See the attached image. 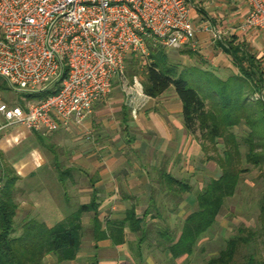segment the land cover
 I'll return each instance as SVG.
<instances>
[{"label":"crops","instance_id":"crops-1","mask_svg":"<svg viewBox=\"0 0 264 264\" xmlns=\"http://www.w3.org/2000/svg\"><path fill=\"white\" fill-rule=\"evenodd\" d=\"M187 2L189 16L195 27L196 35L193 49L189 46L180 49L207 53V59H209L207 67L216 72H229L231 75L233 74V77H245L249 73V77L246 78L249 85L254 88L251 95L264 100V37L255 31L242 28L248 12L247 3L244 0H187ZM228 44H231L236 50L235 53L241 59V65L231 57ZM243 56H246L248 61H245ZM210 72L213 71L210 70ZM258 83L259 88L257 89ZM123 93L124 95L121 96L125 98V102L120 101L122 104L119 107H110L120 98L111 91L107 98L94 103L91 112L92 121L88 118L82 127L89 130L97 127L98 136L94 143H89L86 146L75 144L78 139L74 138V133L82 132V128L76 125L66 131L60 130L48 135L28 131L22 126H11L2 132L0 135V177L2 178L7 169H10L12 175L18 179L15 194L18 206L17 215L20 214V211L26 212L21 221L34 219L51 228L74 213L80 205L88 204L93 194H96V202L99 205L97 220L102 223L103 227L106 220H120L123 218L124 212L132 208L139 216L144 210H147L146 206L141 210L136 204L138 198L148 195L150 202V195L155 190L153 183L148 180L152 178L153 173H156L158 178L162 174L170 175L174 164L173 156L177 145L176 137L173 134L180 128L185 139L188 133L184 127L178 98H174L178 108L173 112L166 106V102H160L161 106H159L158 100L162 95L155 99L144 95L146 103L156 101L158 104L152 113L144 112L143 108H139L138 102H142L141 98H135L134 103L129 104L128 93ZM133 109H135V113L132 111ZM177 118H179V122ZM146 119H149L148 123H146ZM0 121H2L1 118ZM116 127L117 129L123 127L124 133L130 130L137 134L142 129L153 131L158 140V153H162V149L166 150L161 154L166 156L162 165L166 171L163 170V167H158L155 164L158 162L155 159L150 161L149 173L146 172V165L142 159L131 157L129 160L126 158L119 160V158H115L112 147L114 146L113 142L119 137L117 134L119 130ZM105 132H112L110 135L114 136L110 141L113 142H100V138L110 137L104 134ZM66 142L69 143L66 144ZM138 143L140 145L136 147L135 145ZM162 145L163 148L160 149ZM117 146L129 149L131 152L139 149L142 146V141L140 138L137 140L133 138L126 143L122 141ZM120 148L118 147L117 153ZM103 154H105L104 157L98 159ZM118 163H122L119 172L115 171ZM142 163L143 165H140ZM59 167L69 171L64 178L68 180L69 186L77 198L74 197L73 200L67 198L65 190L59 182L57 173ZM81 176L86 182L77 181V178ZM81 196H86L89 200L79 201L78 197ZM126 206H128L127 209H125ZM116 209L123 212L122 218L118 219V216L114 217V212L111 213ZM84 219L87 222L84 223ZM81 223L82 226L86 224L90 227L94 241L95 252L93 253H98L102 245L111 246L107 240L96 241L93 233L95 220L92 213L84 214ZM126 230H124L125 240ZM91 255L94 256V254ZM121 256L122 254H120ZM97 264H126V262L101 260Z\"/></svg>","mask_w":264,"mask_h":264},{"label":"built area","instance_id":"built-area-1","mask_svg":"<svg viewBox=\"0 0 264 264\" xmlns=\"http://www.w3.org/2000/svg\"><path fill=\"white\" fill-rule=\"evenodd\" d=\"M242 28L264 37V0H244ZM186 0H0V79L22 95L54 93L22 106L0 104V135L11 126L51 134L82 125L95 102L125 77L148 44L194 48ZM129 104L144 97L135 80ZM135 113V109L132 110Z\"/></svg>","mask_w":264,"mask_h":264},{"label":"trees","instance_id":"trees-1","mask_svg":"<svg viewBox=\"0 0 264 264\" xmlns=\"http://www.w3.org/2000/svg\"><path fill=\"white\" fill-rule=\"evenodd\" d=\"M148 48L150 53L141 85L144 95L155 99L173 87L181 104V115L187 133L192 137L198 134L203 143L207 142L214 148L217 141L221 140L224 147L222 155L213 159L220 171L219 177L211 179L198 192L195 197V209L183 212L178 235L174 236L165 231L158 234L163 241L160 244L163 253L175 262L189 257L202 235L214 225L225 200L233 196L240 175L246 171L242 168L243 163L258 169L264 166V100H249L247 93L243 91L249 83L246 78L249 73L245 77L221 80L212 72L194 69L193 73L199 77L200 89L207 88L208 91L205 96H201L184 78V71L178 72L168 64L162 48L152 47L150 44ZM228 48L233 60L241 65L236 50L231 44H228ZM140 58L131 54L125 61V70L129 69L131 79L136 76L135 69ZM242 58L248 61L246 56ZM53 93L50 89L23 97L25 102H37ZM252 103H260V106L252 107ZM236 127L243 128V133H235ZM243 144L247 147L244 154L241 152ZM201 151H206L202 144ZM68 172L58 168L61 185ZM158 179L163 180L168 187L167 191L178 199H181L184 193L192 191L183 181L170 175L162 174ZM16 182L17 179L12 176L10 169L0 179V264H43V260L49 255H54L59 263L73 261L81 247V218L86 213H92L94 216L93 233L96 241L107 240L112 246L119 247L126 244L125 229L132 235H139L138 256L140 243L150 234L147 228L149 208L140 216L133 208L127 210L122 219L106 220L103 227L97 220L99 205L96 202V194H93L88 204L80 205L74 213L51 228L34 219L16 224ZM152 192L151 210L159 216L157 207L153 204L155 192ZM152 216L150 217L154 219L155 216ZM259 224L264 229V202L260 204ZM257 236L256 231L238 228L236 235L226 242L224 248L204 264H264V261L252 252L241 254L243 248L247 250L255 243Z\"/></svg>","mask_w":264,"mask_h":264},{"label":"rangeland","instance_id":"rangeland-1","mask_svg":"<svg viewBox=\"0 0 264 264\" xmlns=\"http://www.w3.org/2000/svg\"><path fill=\"white\" fill-rule=\"evenodd\" d=\"M162 50L166 56V61L168 62V64L177 69L178 72L184 71V78L190 83V86L193 89L199 91V94L201 96H205L208 91L207 88L200 89L201 87L198 84L199 77L195 73H193L194 69H204V71L209 72L211 70L213 71L212 73L219 77L221 80H228L229 78L233 77V74L231 75V73L229 72L221 73L209 69L207 67L209 63V59H207V53L202 54L195 51L192 52L191 50L187 51L186 49L176 50L162 48ZM146 64L147 60L140 58L139 64L135 69L136 76H133V79H131L129 76L128 68H126L125 70V77L123 79H118L117 76L114 77L113 85L110 91L120 98L118 99V102L112 104V106L110 107L116 108V106H121L122 101L125 102V98H123L121 95H124L123 92L129 91V88L133 86L135 80L140 85L143 84V73ZM253 90L254 88L251 87L249 83H247V86L244 87L243 91L247 93L249 100L260 99L257 96L251 95V92H253ZM105 98H107V96ZM174 98H177V96L173 87H170L162 94L161 98L158 100V103L166 102V106L174 112L178 108L177 102L174 101ZM23 99L24 97L22 94L10 89L4 83V81L0 79V104H6L8 106H22L25 104V101ZM141 99L142 102H138L139 108H143L142 110H144V112L154 113L156 106H158L157 102L154 101L153 103H146V99L144 97H141ZM159 106H161V103L159 104ZM251 106L259 107L260 103H252ZM144 116L143 118L146 117ZM88 118L90 121H92L91 113L83 121L82 125L79 126L80 128H82V132L74 133V138L78 139V142L75 144L86 146L89 143H94V140H96V137L98 136L97 127H94L92 130L82 127L88 120ZM177 120L179 122V118H177ZM148 122L149 119H146V123ZM146 125L145 127H148ZM122 128L123 127L117 129L116 127V129L119 130V132H117L119 137L118 140L116 139L114 142L110 141L114 136L110 135L112 132L104 133L110 136L109 138L102 137L99 139L101 143L109 141L113 142L114 146L112 147V152L114 153L115 158L117 157L119 158V160H122L124 158L129 160V158L131 159V157L142 159L144 165H146V172L149 173V170L151 168L150 161L151 159H155L158 161L155 164L158 165V167H163V170L166 171V168L162 166L166 156L161 155L165 153L166 150L164 151V149H162V145L160 149H162L163 152L158 153V140L156 139L157 137L155 136V133L153 131H150V129H142V131L138 132L137 134L136 132H131L130 130L124 133ZM243 130L244 129L241 127H236L234 129V132L241 134L243 133ZM173 135H175L176 137L177 146L176 151L174 152V156L172 154L174 158V164L170 170V175L179 181H183L187 186L192 188V191L184 193L182 195V198L178 199L177 197L172 196V193L167 191L168 187L166 183H164L163 180L158 179L159 176L156 173L152 174V178L148 181H151V183H153L154 185L155 193L153 194V204L157 207L159 216H157L156 213L151 210L152 207L150 206V202L148 201V195L146 197L140 196L138 198L136 204H138L141 210L145 208V206L147 209H150V214L147 221V228L150 234L145 241L140 243L141 245L139 256L137 255L139 235H132L128 233V229L126 230L127 236L126 244L124 246L114 247L110 243L111 246L102 245L103 247H100L98 253H93L95 251L94 241L92 240L91 236L92 232L90 231V227L84 224L82 226L81 233V247L76 259L69 262L59 263L54 255H49L43 260V264H97V262L101 260L113 262H118V260H121L125 261L126 264H204L206 260L216 256L217 253L224 248L226 242L236 235L237 229L240 227L256 231L258 235L255 243L247 250L243 248L241 254L244 255L246 252H252L258 259L264 261V229H262L259 224L260 204L261 202H264V166H262L261 169H258L246 163H243L242 165V168H244L246 171H244L240 175L233 196L225 200L223 209L220 215H218L216 222L205 234L202 235V237L194 247L192 254L187 258L183 257L174 262L173 260L167 258V256L163 253L164 250L160 246L163 241L158 236V234L165 231L174 234V236L176 234L178 235L182 224L183 212L187 209H195V197L198 192L202 188H204L211 179H217L219 177L220 171L217 169L218 167L213 159L217 156L222 155V151L224 149L221 140L217 141V144L214 148L212 147L213 145L207 142L203 143L200 140L198 134H196L195 137L187 134V137L184 139L183 132L180 128L176 130L175 134ZM133 138H135L136 140L137 138L141 139L142 146L139 149L130 152L129 149L127 150L124 148H120V146H117V144H120L122 141L126 143L128 140H131ZM68 143L69 142H66V144ZM201 144L205 146V152L201 151ZM138 145H140V143L136 144L135 146L137 147ZM118 147L120 148L119 153H117ZM246 150L247 147L243 144V146L241 147L242 154H244ZM104 155L105 154L100 155L98 159L103 158ZM143 163L140 165H143ZM121 164L122 163H118L116 165L118 167L115 169V171L119 172L121 170ZM14 177L16 178L15 175ZM77 181L86 182V180H84L82 176L77 178ZM61 186L65 190L67 198L69 200H73L75 197V193L72 192V188L71 186H69L68 180L64 178ZM1 187L2 184L0 183V188ZM78 199L79 201L89 200L86 196L78 197ZM127 208L128 206L125 207V209ZM113 212L114 217L118 216V219L120 217L122 218V211H118V209H116L111 213ZM17 213L18 209L16 215ZM19 213L20 214L15 218L16 224H19L26 215L25 211H20ZM152 215L155 216L154 219H152ZM83 222L85 223L87 222V220L84 219ZM91 254H94V256H92ZM120 254H122L121 257ZM123 256H125L126 258H124Z\"/></svg>","mask_w":264,"mask_h":264}]
</instances>
